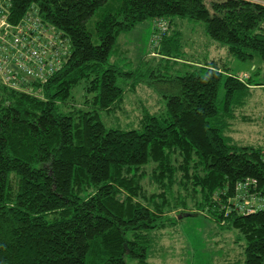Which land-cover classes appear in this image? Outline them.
<instances>
[{"label": "trees", "instance_id": "trees-1", "mask_svg": "<svg viewBox=\"0 0 264 264\" xmlns=\"http://www.w3.org/2000/svg\"><path fill=\"white\" fill-rule=\"evenodd\" d=\"M109 2L11 0L10 21L34 11L62 56L46 81L25 79L30 91L0 75V264H150L156 232L200 211L238 230L240 264H264V208L241 214L228 203L249 177L264 198V148L229 133L236 109L264 81L190 56L172 29L176 16L203 21L227 55L264 60V0H118L90 29ZM147 19L156 45L141 63L154 64L166 104L145 108L139 128H107L100 110L118 112L122 82L137 92L141 80L129 83L140 72L112 58L118 37ZM79 85L83 108L67 105Z\"/></svg>", "mask_w": 264, "mask_h": 264}, {"label": "rangeland", "instance_id": "rangeland-1", "mask_svg": "<svg viewBox=\"0 0 264 264\" xmlns=\"http://www.w3.org/2000/svg\"><path fill=\"white\" fill-rule=\"evenodd\" d=\"M220 1L224 0H207V4L210 6L211 2ZM117 3L118 0H110L108 5L101 7L90 20L89 28L93 29V21L109 10L105 9L107 6L111 9ZM184 19L181 23L180 16H176L172 29L181 31L182 43L190 56L219 59L220 64H225L231 73L241 78L252 76L253 82L264 81V60L259 54L247 60L227 55L225 46L221 47L220 43L206 32L203 21L187 17ZM154 34L155 21L147 19L119 35L118 46L115 47L112 58L126 69H136L140 72V75L127 79L129 83L137 79L141 80L137 92L129 90L128 84L122 82L125 92L118 112L108 114L100 110L102 121L107 128H139L138 121L143 116L145 108L155 112L162 110L166 104V98L163 97L160 89L163 86L156 82L157 77H153L154 64L141 63L142 58L151 53L156 45ZM93 40L95 43L99 42L96 34ZM147 80L151 84H148ZM225 93L226 88L222 80L218 91L219 112L223 111ZM83 99L84 90L82 85H79L73 89V98L67 105L83 108ZM242 107L236 109L237 118L232 121L231 130L228 132L242 144H254L264 148V88L252 90L246 97V105L243 109ZM244 109L247 110V114H243ZM243 116H250L252 120ZM174 222L163 228L161 233L156 232V239L150 248V264H240L242 262L245 241L242 240L241 234L236 229L221 225L211 212L200 211L178 217ZM127 262L133 264L135 261L127 258Z\"/></svg>", "mask_w": 264, "mask_h": 264}, {"label": "built area", "instance_id": "built-area-1", "mask_svg": "<svg viewBox=\"0 0 264 264\" xmlns=\"http://www.w3.org/2000/svg\"><path fill=\"white\" fill-rule=\"evenodd\" d=\"M11 6V0H0V75L7 85L30 91L25 86V79L31 77L46 81L60 67L56 59L62 56V49L56 47L54 33L44 39L46 27L34 11L20 23L13 24L10 21ZM159 26L163 30L167 28L164 22H159ZM49 60L52 63L50 67ZM256 188L255 178L239 181L235 195L228 197L230 208L241 214L264 208V198L260 197Z\"/></svg>", "mask_w": 264, "mask_h": 264}, {"label": "crops", "instance_id": "crops-1", "mask_svg": "<svg viewBox=\"0 0 264 264\" xmlns=\"http://www.w3.org/2000/svg\"><path fill=\"white\" fill-rule=\"evenodd\" d=\"M247 78H248V77H246V78H243V79H244V80H246ZM257 88H264V87H259V86H258ZM244 111H245V112H244L243 114H247V113H246V111H247V110H246V109H244ZM243 118L250 119V116H248V117H244V116H243ZM250 120H252V119H250ZM256 125H257V124H256Z\"/></svg>", "mask_w": 264, "mask_h": 264}]
</instances>
